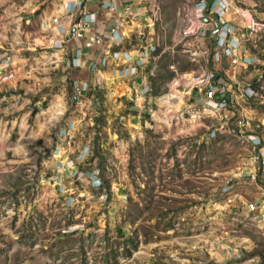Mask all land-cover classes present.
Instances as JSON below:
<instances>
[{
    "label": "rangeland",
    "instance_id": "1",
    "mask_svg": "<svg viewBox=\"0 0 264 264\" xmlns=\"http://www.w3.org/2000/svg\"><path fill=\"white\" fill-rule=\"evenodd\" d=\"M50 1L0 0V63L8 61L16 73L0 82V264H264V224L245 208L264 190V165L249 163L245 140L264 129V95L233 97L228 113L209 112L190 84L220 64L229 69V94L240 95L244 87L239 91L233 81L247 71L231 69L227 58L215 62L210 38L183 35L184 0H157L151 27L129 41L160 47L158 55L169 54L161 64L175 61L161 95L143 98L88 83L73 99L69 82L60 79L63 67L51 69L43 52L48 36L41 16ZM231 1L227 19L241 18L235 8L256 3L261 52L264 0ZM149 63L136 73L145 75ZM33 65L38 71L24 76ZM60 100L62 113L55 108ZM68 122L76 131L64 146L58 133ZM85 146L87 162L78 167H99L104 187H83L66 205L60 190L68 183L56 179L55 161ZM230 178L234 186L224 192Z\"/></svg>",
    "mask_w": 264,
    "mask_h": 264
},
{
    "label": "built area",
    "instance_id": "2",
    "mask_svg": "<svg viewBox=\"0 0 264 264\" xmlns=\"http://www.w3.org/2000/svg\"><path fill=\"white\" fill-rule=\"evenodd\" d=\"M95 2V8L89 6ZM119 2L121 4H119ZM231 0H184L182 11L184 18L189 22L184 28V36H201L203 38L213 39L212 58L215 62H221L223 59H228L230 65H243L245 67L257 65V73L252 80L248 82L242 90L243 95L250 97L262 98L264 95V47L262 51L256 48L257 35L261 36L263 26H260L255 21L258 15L257 8L250 5L248 8H235L236 14L244 16L246 11L250 13V19L245 25H236L227 19L231 8L233 7ZM158 6L157 0H70L67 10L75 15V20L71 28L73 31L69 37H74L81 41V46L76 47L73 52L72 65L74 67H83L84 61L82 57L83 49L93 47H101V55L97 56L89 65V70H94L99 66H106L109 59L121 60L123 58L129 66L125 67L124 74H136L139 68L149 59L150 54L157 48L154 44L148 43L145 46H134L132 54L125 49H120L124 39L131 35L125 29L130 26L131 32L136 33L137 38L143 37L140 29H148L153 23V7ZM98 9L107 10V12H117L118 17L116 24L112 27L105 28L99 31L98 19L96 12ZM261 13H259L260 15ZM137 30V31H136ZM213 33V31H215ZM142 35V36H141ZM259 43V42H258ZM58 47L62 44L57 42ZM264 45V43H263ZM133 61V62H132ZM1 70L0 82L7 81L13 76L10 63H0ZM260 65V68H259ZM130 70L127 72V70ZM218 70H208L200 76L192 78L193 87L202 91V96L196 98L197 102L201 103L204 111L218 112L231 105L233 100L229 96L226 78L221 75L217 76ZM220 72V71H219ZM122 73V74H123ZM73 99H79L89 89L87 82H73ZM145 93L148 92V85L145 87ZM236 98V97H235ZM73 124L64 125L59 129V138L64 146L71 145L74 132L76 131ZM212 133V132H211ZM250 145L251 156L250 164L264 165V129L260 134L249 133L245 138ZM65 148V147H64ZM65 150V149H64ZM71 151V150H70ZM89 153V147L85 146L82 150L74 151V157L69 155L66 157L65 164H61L57 168L58 174L56 179H67L68 185L61 188L60 194H64L66 205L71 204L77 199V194H82L80 191L83 187L99 189L104 187L103 172L99 167L92 169H79V165L85 161ZM79 163V164H78ZM58 167V166H56ZM251 176L255 178V174ZM61 177V178H60ZM60 178V179H59ZM60 183V182H59ZM62 187V184H60ZM234 186L232 179H228L224 185V192L230 191ZM106 193L101 192L100 196L105 199ZM245 208L250 212H256V218L264 224V190L261 192V197L255 200H250L245 203Z\"/></svg>",
    "mask_w": 264,
    "mask_h": 264
},
{
    "label": "crops",
    "instance_id": "3",
    "mask_svg": "<svg viewBox=\"0 0 264 264\" xmlns=\"http://www.w3.org/2000/svg\"><path fill=\"white\" fill-rule=\"evenodd\" d=\"M69 1L70 0H51L50 5L46 8V11H42L43 14L41 16V28L44 34L48 36L47 40H45L46 41L45 43L47 44L46 46H44L45 50L43 52L48 54L45 57L47 59V62H49L50 64L49 67H51V69H57V70H59L60 67L61 68L63 67L61 70V74H62V77L60 78L61 80H72L73 82L77 81V83L87 82L90 84L92 83L93 86L96 83H100V84H104V86L100 85L99 87L101 88L106 87V89L113 90L116 93L119 92L120 94H123V93L127 94L128 92H130V94L132 93L135 96L141 95V97L143 98L145 97L149 98V95L144 92L145 87L149 85L146 76L142 73L141 69L139 70L138 73L134 75L124 74L123 71L125 67L129 66V64H127L123 58L117 61L109 59L106 66H99L98 68L94 70H89L90 63L97 56H99V54L101 55V51H102L101 47L83 49L82 57L84 61V66L80 68V67H74L72 65L73 52L76 47L81 46V41L75 39L74 37H69V34H68L75 20V15L69 12L66 8V6L68 7ZM119 4L121 3L119 2ZM95 6H96V3L93 2L89 7L95 8ZM96 16L98 19L99 31H103L105 28L112 27L116 24V19L118 17V14L117 12H107V10L98 9L96 12ZM233 17L234 16L232 15L229 16L228 20L231 23L236 24V25H245L248 23L250 19V13L249 11H246V13H244V16H242L241 18L237 16H235L234 18ZM129 27L130 26H128L125 30L129 32L127 35L132 36L134 32H131L130 28L132 27L130 28ZM57 42H60L62 46L58 47L56 45ZM120 46H121L120 49L128 50L132 54V59L134 60L135 54L133 53V50H132L134 48V45L131 44V42L129 41V36L124 39L123 44H121ZM37 65L31 66V70H25L24 76L30 75L31 73H35V71H38L36 67L39 68V66ZM216 67L219 70L222 69V67H220V64H217ZM237 67H239L243 71L246 70L248 73L247 78L245 76L243 78L239 77L237 78V80L233 81V84H235L236 86L238 85V89L239 91H241L240 87L243 88L248 82L252 80L254 75L257 73V65L245 67L239 64V65L233 66L231 69L237 70ZM252 67L254 68L253 70H251ZM43 68L44 66L40 67L41 70ZM0 70H1V65H0ZM129 71L130 70L128 69L127 72ZM221 71H222L223 76L226 78L227 72L229 71V69L224 68ZM2 73L3 71H0V74ZM15 74L16 73H14L13 76L8 79V81L12 80ZM229 76L230 78H232V77H235L236 74L234 75L229 74ZM175 81L176 79L174 80V82ZM226 81L228 83V79ZM190 84L193 85V83L191 82ZM193 89H195V91H192L194 98H199L200 96H202V91L200 90L197 91L195 87H193ZM112 95L114 96V94ZM229 96L232 98L236 97L238 99L240 98L245 99V100L250 99L246 95H243V94H240V95L236 94L233 96L229 94ZM91 100L95 102V100L97 99L93 97V99ZM228 109L229 107L223 110H219L218 112L228 113L227 112ZM67 121H70V120H67ZM261 123H263V126H264V122H261ZM69 124L70 122H68L66 125H69ZM60 148H63V147L61 146ZM56 151L59 152L60 149L57 148ZM65 161H66V157L58 159L57 161H55V166L61 165V164H63L64 166Z\"/></svg>",
    "mask_w": 264,
    "mask_h": 264
},
{
    "label": "trees",
    "instance_id": "4",
    "mask_svg": "<svg viewBox=\"0 0 264 264\" xmlns=\"http://www.w3.org/2000/svg\"><path fill=\"white\" fill-rule=\"evenodd\" d=\"M211 42H212V45L210 46V49H211V56H212V54L214 52V50H213V43H214L213 39L211 40ZM160 51H161V48L159 47V48H156L150 54V57H149L150 63L147 65V67L144 70L145 75L147 77L148 84H149L148 94L150 97H155V98H156V96L161 95V93L163 92L161 90V88L162 87L164 88V86L173 79V77L175 76V72H176V70L172 66L173 63L175 62L174 60L169 59L168 62H162V64H161L163 57L169 58V54L162 53V54L158 55L160 53ZM156 56L160 57L159 58L160 60H156V62H154V60L157 59V58H155ZM208 65L211 66L210 63H208ZM152 68H154L156 70V72L152 73V70H151ZM183 70H185V68L180 67V71H183ZM161 71H163V72H161ZM216 74H217V76L223 75L221 71L217 72ZM67 81L69 82L68 89L72 90L73 81L72 80H67ZM92 168H94V166H92V163H90V166L88 169H92Z\"/></svg>",
    "mask_w": 264,
    "mask_h": 264
},
{
    "label": "bare ground",
    "instance_id": "5",
    "mask_svg": "<svg viewBox=\"0 0 264 264\" xmlns=\"http://www.w3.org/2000/svg\"><path fill=\"white\" fill-rule=\"evenodd\" d=\"M48 25V24H47ZM51 29V28H50ZM55 108H57V110H59L61 113L63 112L62 110L64 109V108H66L65 106H64V102L62 101V100H60V101H58L57 102V105L55 106ZM55 111H56V109H55ZM59 113V112H58Z\"/></svg>",
    "mask_w": 264,
    "mask_h": 264
},
{
    "label": "water",
    "instance_id": "6",
    "mask_svg": "<svg viewBox=\"0 0 264 264\" xmlns=\"http://www.w3.org/2000/svg\"><path fill=\"white\" fill-rule=\"evenodd\" d=\"M73 31V28H71L70 29V33ZM216 32V30L215 31H213V33H215ZM70 36V35H69ZM30 105H32V104H30ZM41 106L40 105H38V108H40Z\"/></svg>",
    "mask_w": 264,
    "mask_h": 264
}]
</instances>
